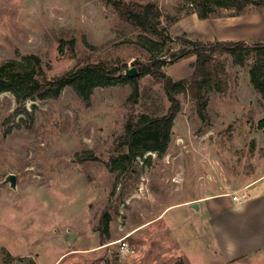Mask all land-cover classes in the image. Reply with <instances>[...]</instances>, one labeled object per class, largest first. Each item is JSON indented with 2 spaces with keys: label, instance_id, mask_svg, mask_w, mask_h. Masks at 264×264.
<instances>
[{
  "label": "rangeland",
  "instance_id": "374dc122",
  "mask_svg": "<svg viewBox=\"0 0 264 264\" xmlns=\"http://www.w3.org/2000/svg\"><path fill=\"white\" fill-rule=\"evenodd\" d=\"M115 1L157 4L163 26L178 15L172 39L123 20ZM217 8L200 19L189 0H0V65L37 56L52 77L99 62L139 70L160 57L180 80L196 61L172 57L190 46L183 34L264 39V7ZM212 63L204 111L179 91L166 150L136 149L131 165L119 161L126 122L148 112L144 90L168 110L160 81L129 77L88 98L71 86L56 98L0 92V264H264L262 60L217 52Z\"/></svg>",
  "mask_w": 264,
  "mask_h": 264
},
{
  "label": "trees",
  "instance_id": "16d2710c",
  "mask_svg": "<svg viewBox=\"0 0 264 264\" xmlns=\"http://www.w3.org/2000/svg\"><path fill=\"white\" fill-rule=\"evenodd\" d=\"M189 2L194 7L192 12L196 13L200 19L221 16L217 7L233 9L232 15L243 14L252 6L264 7V0H189ZM115 7L123 20L141 31L172 39L168 28L179 20L178 15L167 16L168 24L163 26V13L153 2L115 1ZM181 38L190 46H183L174 52L172 57L181 59L188 55L196 56V61L192 64L194 70L189 77L174 80L163 70L167 61L160 57L139 64V74L134 80L149 75L160 81L171 105L164 112V106L156 104L154 106L152 95L148 94V90H144L143 103L148 112H142L138 117L134 114L129 115L124 135L127 151L121 153L119 158L122 163L128 162L131 165L136 157V149L154 150L161 154L166 150L174 119L180 109L181 102L177 96L179 91L190 93L196 99L198 110L204 111L207 104L206 88L216 74L215 65L212 63L215 53L226 52L237 60L254 53L262 60L264 69V39L254 42L244 40L201 41L191 39L186 34H183ZM69 44L74 47L75 40L72 39ZM30 59L32 66H26L14 60L0 65V92L12 91L19 99L34 96L56 98L65 87L71 86L81 97L88 98L96 86L115 85L129 79L121 73L123 68L113 67L104 62L75 66L60 75L49 77L39 57L31 56ZM253 81H256L254 77ZM257 83H259L258 88L264 85V81ZM136 91L138 93V89ZM104 222L106 224L109 222L107 214H105Z\"/></svg>",
  "mask_w": 264,
  "mask_h": 264
},
{
  "label": "water",
  "instance_id": "95a60500",
  "mask_svg": "<svg viewBox=\"0 0 264 264\" xmlns=\"http://www.w3.org/2000/svg\"><path fill=\"white\" fill-rule=\"evenodd\" d=\"M121 73H124L126 76L128 77H136L139 74V70L136 67H131V68H124ZM10 180L12 181L13 184H15L16 182V176L15 175H10L9 176ZM193 208H195L196 210L199 209V203L198 202H194L191 204Z\"/></svg>",
  "mask_w": 264,
  "mask_h": 264
},
{
  "label": "built area",
  "instance_id": "2783aa9c",
  "mask_svg": "<svg viewBox=\"0 0 264 264\" xmlns=\"http://www.w3.org/2000/svg\"><path fill=\"white\" fill-rule=\"evenodd\" d=\"M241 197H242V196H237V195H235V196H234V199H235V200H239Z\"/></svg>",
  "mask_w": 264,
  "mask_h": 264
},
{
  "label": "crops",
  "instance_id": "0c3cea01",
  "mask_svg": "<svg viewBox=\"0 0 264 264\" xmlns=\"http://www.w3.org/2000/svg\"><path fill=\"white\" fill-rule=\"evenodd\" d=\"M194 203V202H193Z\"/></svg>",
  "mask_w": 264,
  "mask_h": 264
}]
</instances>
